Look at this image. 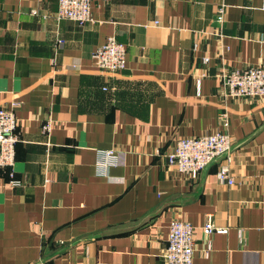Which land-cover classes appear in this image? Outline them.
<instances>
[{
  "label": "crops",
  "instance_id": "crops-1",
  "mask_svg": "<svg viewBox=\"0 0 264 264\" xmlns=\"http://www.w3.org/2000/svg\"><path fill=\"white\" fill-rule=\"evenodd\" d=\"M56 9L0 0L20 181L0 169V264H165L175 217L194 227L193 264H264V97L220 91L222 69L264 64V0H92L84 26ZM109 36L126 47L119 72L92 59ZM216 131L230 135L234 183L217 177L223 157L197 178L167 166L178 138ZM101 149L118 154L107 176ZM208 216L225 232L205 235Z\"/></svg>",
  "mask_w": 264,
  "mask_h": 264
},
{
  "label": "built area",
  "instance_id": "built-area-1",
  "mask_svg": "<svg viewBox=\"0 0 264 264\" xmlns=\"http://www.w3.org/2000/svg\"><path fill=\"white\" fill-rule=\"evenodd\" d=\"M91 1L57 0L54 18L58 22L70 20L79 26H84L93 21ZM31 13L35 14V11L32 10ZM224 13V5H221L217 10L218 22L223 21ZM63 42V39H57L55 47L59 48ZM92 59L100 70L119 72L126 66V47L114 36H109L93 51ZM209 60V57H204L202 62L207 64ZM220 91L226 97H264V64L241 69H222ZM17 105V102H12L10 108L0 107V168L8 170V182L11 185L20 183L18 179L14 178L12 171L14 145L18 141L13 108ZM43 129H48V124H44ZM231 146L230 135L221 131L181 137L176 140L173 149L165 155L166 164L168 167H175L178 172L197 178L211 162L223 157L225 161L220 163L217 177L221 182L231 185L235 181L229 168ZM118 164V154L113 149L97 151L95 166L98 175L107 176L108 168ZM193 228L189 221L181 217L171 220L167 245L163 254L165 264H193ZM202 230L207 236L214 232H225V229L214 226L209 216Z\"/></svg>",
  "mask_w": 264,
  "mask_h": 264
},
{
  "label": "trees",
  "instance_id": "trees-1",
  "mask_svg": "<svg viewBox=\"0 0 264 264\" xmlns=\"http://www.w3.org/2000/svg\"><path fill=\"white\" fill-rule=\"evenodd\" d=\"M0 169H3V170H5V171H6V173H7V171H8L6 168H0Z\"/></svg>",
  "mask_w": 264,
  "mask_h": 264
}]
</instances>
